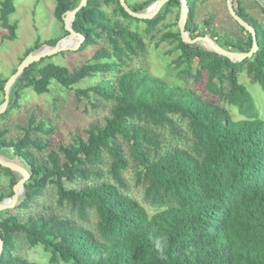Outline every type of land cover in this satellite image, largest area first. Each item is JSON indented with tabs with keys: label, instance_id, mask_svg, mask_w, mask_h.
<instances>
[{
	"label": "trees",
	"instance_id": "1",
	"mask_svg": "<svg viewBox=\"0 0 264 264\" xmlns=\"http://www.w3.org/2000/svg\"><path fill=\"white\" fill-rule=\"evenodd\" d=\"M53 1V16L64 32L62 39L67 36L62 17L80 0ZM155 1L129 4L125 0L135 13L145 12ZM186 1L185 30L190 38L209 35L225 50H250L252 38L243 28L234 22L243 35L232 38L228 32L210 27L208 21L200 27L195 0ZM14 2L0 0V27L6 32L0 43L16 38L17 24L9 20ZM255 2L264 14L262 0ZM232 5L255 31L258 50L251 59L236 63L202 43L185 44L178 30L159 37L160 42L169 39L175 43L177 59L186 66L183 72L190 75L194 69L196 79L205 74L210 99L127 65L145 53L146 46L142 36L128 24L121 25L117 17L144 23L148 35L173 8L179 11V0H169L151 20L131 17L118 0H87L72 28L83 37L80 50L99 45L89 60L69 71L53 63L42 65L50 59L47 57L23 70L11 87L0 121L17 107L22 90L47 93L52 80L68 89L87 77H102L96 85L75 92L85 96L92 92L111 106L102 126L91 125L85 140L59 144L57 152L48 141L52 129L35 114L16 140H8L7 130L0 129V155L17 160L30 175L14 210L30 209L52 186L56 205L67 206L77 215L75 220L55 213L0 212V264H37L13 253L16 235L30 247H43L51 263L264 264V115L260 117L251 95L238 82V74L245 71L264 93V26L245 11L241 0H233ZM60 39H37L24 58ZM122 67L126 70H120ZM107 74L111 75L108 79ZM7 79L0 76L2 94ZM2 102L0 95V105ZM223 104L235 108L242 118L234 120ZM177 123L184 124L191 135L187 148L166 147L159 132L166 128L179 135ZM129 161L135 165L145 203L157 209L151 215L126 192L124 171ZM104 165L108 179L103 181ZM0 173L8 180V190H0L1 203L12 196L20 176L1 166ZM74 182L83 185L66 186ZM91 215L94 228L86 226Z\"/></svg>",
	"mask_w": 264,
	"mask_h": 264
},
{
	"label": "rangeland",
	"instance_id": "2",
	"mask_svg": "<svg viewBox=\"0 0 264 264\" xmlns=\"http://www.w3.org/2000/svg\"><path fill=\"white\" fill-rule=\"evenodd\" d=\"M129 4L139 2L140 0H126ZM196 2V22L202 27L204 21L210 23V27L220 32H228L232 38L242 36L239 27L234 23L226 9V0H195ZM245 11L254 16L264 26V14L259 10L255 0H241ZM264 3V0H262ZM14 13L9 17L11 23L17 24L16 38L12 41H3L0 43V76L9 78L13 71L17 69L22 62L27 49L31 48L38 39L40 42L49 39H60L64 32L62 24L53 16L54 1L53 0H15ZM109 15V13H108ZM121 25H129L131 30L137 31L145 42V53L134 57L127 65L130 69H143L151 76L160 79L168 85L178 87L182 90L194 92L196 95L210 99L205 90L206 76L195 78V70L192 69L189 75L183 70L186 68L183 62L178 61L179 52L175 51V43L159 41V37L164 33L171 31L176 32L177 22L179 19V11L173 8L171 13L166 17L163 24L157 26L151 34H146V25L133 20H124L120 16L117 17ZM6 32L0 27V39ZM47 45H44V48ZM106 46V44H104ZM97 46H88L82 50L79 48L75 51H67L50 57L42 65L53 63L67 68L69 71L79 68L93 54ZM196 66V62L194 63ZM195 68V67H194ZM120 70H126L122 67ZM108 79L110 74L105 75ZM102 77H87L71 88H64L56 81L52 80L49 91L43 94H36L31 89L21 91V96L17 107L0 121V129H6L8 140H16L22 136L25 128H27L28 119L35 114L37 120H44L52 129L48 141L50 148L57 152L59 144L69 145L74 143L77 138L85 140L87 138V130L91 125L102 126L105 119L109 116L110 103L104 99L95 96L92 92L89 96L77 95L76 89H86L96 85ZM238 82L242 84L247 92L251 95L258 114L260 117L264 115V93L257 83L243 71L238 74ZM0 95L4 96L1 92ZM2 98V97H1ZM213 100H216L213 98ZM229 111L234 120L241 119L237 110L231 106L223 104ZM179 126V135L171 134L166 128L160 129L159 132L164 138L166 147H189L191 143V135L188 129L182 123ZM123 148L127 154V147L123 143ZM38 154V153H36ZM45 157L46 154H38ZM3 157L2 155H0ZM59 157L60 154H58ZM10 160V159H8ZM12 161V160H11ZM17 162V160H13ZM102 178L107 180V167H101ZM136 169L132 161H129V167L124 171V179L127 183V194L142 205L151 215L157 209H153L149 204L145 203L143 197V188L137 182L135 175ZM82 182L67 183L69 188H79ZM0 190L3 192L8 190V180L0 173ZM55 213L66 218L77 219L75 211H71L67 206L59 208L56 205L55 188L48 186L39 200L27 210H10V214L36 215L37 213ZM95 218L90 216L87 227L94 228ZM13 253L25 260L37 264H64L62 262L51 263L50 255L44 251L43 247H30L24 238L16 235L13 241Z\"/></svg>",
	"mask_w": 264,
	"mask_h": 264
},
{
	"label": "water",
	"instance_id": "3",
	"mask_svg": "<svg viewBox=\"0 0 264 264\" xmlns=\"http://www.w3.org/2000/svg\"><path fill=\"white\" fill-rule=\"evenodd\" d=\"M168 1L169 0H157L145 12L135 13L127 6L125 0H118L119 5L123 8V10L128 15L138 20L153 19ZM232 1L233 0H226V9H227L229 16L232 18V20L239 27L243 28L246 32H248L251 35L252 45L248 52L237 53V52L225 50L221 48L219 45H217V43L209 35L198 36L193 39L190 38L185 30L187 13H188V7H187L186 0H179L180 6H179V19L177 22V28H178L181 41L189 45H193L195 43H202L205 48L215 52L216 54L224 58L231 60L232 62L237 63L245 59H251L254 53L257 52L258 50L256 34H255L254 29L248 23L243 21L235 13L233 9ZM86 2L87 0H80L79 5L76 8H74L71 11H67L62 17L64 31L67 32V36L57 41L54 46L52 47L45 46L37 53L30 54L27 57H25L22 60V62L19 64V66L17 67L16 71L7 79L3 87L4 96H3V102L0 105V115L3 114L8 107L11 87L13 86V84L16 82V80L18 79V77L20 76V74L23 72V70L26 67H28L29 65L33 63L39 62L41 59L52 57L62 52L75 51L81 46L83 42V37L79 33L73 30L72 23H73V20L77 12H79L80 9L86 6ZM63 41H67V42L63 43ZM0 166L15 172L16 174L20 176V179L12 187V192H13L12 196L3 200L0 203V212H2L6 210H12L16 207L17 201L19 197L23 194L24 185L28 181L30 175L20 164L14 161L8 160L5 157L0 156ZM2 251H3V242L0 238V256L2 254Z\"/></svg>",
	"mask_w": 264,
	"mask_h": 264
},
{
	"label": "bare ground",
	"instance_id": "4",
	"mask_svg": "<svg viewBox=\"0 0 264 264\" xmlns=\"http://www.w3.org/2000/svg\"><path fill=\"white\" fill-rule=\"evenodd\" d=\"M67 41H63V43H66Z\"/></svg>",
	"mask_w": 264,
	"mask_h": 264
}]
</instances>
